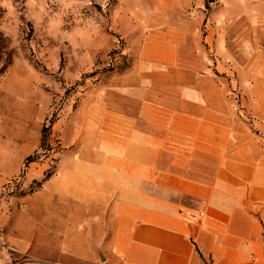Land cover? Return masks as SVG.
Returning a JSON list of instances; mask_svg holds the SVG:
<instances>
[{
  "label": "rangeland",
  "instance_id": "1",
  "mask_svg": "<svg viewBox=\"0 0 264 264\" xmlns=\"http://www.w3.org/2000/svg\"><path fill=\"white\" fill-rule=\"evenodd\" d=\"M191 34L201 53L168 42ZM4 143L21 160L4 190L31 172L22 196L36 204L46 179L105 160L142 174L145 194L194 203L185 184L221 159L264 156V0H0ZM7 215L27 242L19 252L0 231L13 262L93 264L77 256L87 229L71 213L58 229H42L39 211Z\"/></svg>",
  "mask_w": 264,
  "mask_h": 264
},
{
  "label": "crops",
  "instance_id": "2",
  "mask_svg": "<svg viewBox=\"0 0 264 264\" xmlns=\"http://www.w3.org/2000/svg\"><path fill=\"white\" fill-rule=\"evenodd\" d=\"M168 42L176 52L203 50L194 34L169 36ZM9 149L8 143L0 145V231L18 251L27 242L9 230L10 209L24 216L45 214L42 229L70 227L64 212L71 213V227L87 229V255L77 256L93 264H264V156L243 164L233 160L227 164L231 167H223L221 159L215 173H201L185 184L191 204L145 194L138 183L142 174L128 178L125 166L113 171L109 160L90 163L86 175L71 169L46 179L36 204V196H22L34 178L31 172L19 191L4 190L21 163ZM47 213L57 215L49 218ZM42 244L52 250L47 240Z\"/></svg>",
  "mask_w": 264,
  "mask_h": 264
},
{
  "label": "built area",
  "instance_id": "3",
  "mask_svg": "<svg viewBox=\"0 0 264 264\" xmlns=\"http://www.w3.org/2000/svg\"><path fill=\"white\" fill-rule=\"evenodd\" d=\"M0 249L4 250V252H6V254H7V256L4 255L5 256L4 258L6 259V263L5 264H18L16 262H13L11 260V258L9 257V254L13 251V249L10 246H6L4 244V242H3V243L0 244Z\"/></svg>",
  "mask_w": 264,
  "mask_h": 264
}]
</instances>
